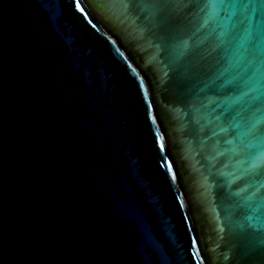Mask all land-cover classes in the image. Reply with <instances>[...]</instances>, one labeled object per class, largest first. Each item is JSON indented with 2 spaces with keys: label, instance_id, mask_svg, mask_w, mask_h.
I'll list each match as a JSON object with an SVG mask.
<instances>
[{
  "label": "water",
  "instance_id": "obj_1",
  "mask_svg": "<svg viewBox=\"0 0 264 264\" xmlns=\"http://www.w3.org/2000/svg\"><path fill=\"white\" fill-rule=\"evenodd\" d=\"M146 15L0 0V264H264L228 195L246 166L209 139L230 87L219 37L186 27L165 48Z\"/></svg>",
  "mask_w": 264,
  "mask_h": 264
},
{
  "label": "snow or ice",
  "instance_id": "obj_2",
  "mask_svg": "<svg viewBox=\"0 0 264 264\" xmlns=\"http://www.w3.org/2000/svg\"><path fill=\"white\" fill-rule=\"evenodd\" d=\"M131 2L147 13L145 20L150 30L159 34L162 47L167 48L169 42L175 47L186 27L194 29L195 33L211 25L209 33L218 35L219 43L213 48L212 62L227 64V69H232L235 75L227 69L220 73L228 76V107L215 117L219 132L212 129L209 139L225 133L224 143L230 146L227 151L238 155V163L246 166L243 171L250 180L228 195L238 198L237 207L246 208L244 220L257 234L256 242L264 253V180L259 179L264 177V0ZM180 44L186 50V41L180 40ZM149 119L155 123L151 115ZM156 142L163 151L161 138L157 137ZM167 171L172 174L170 164ZM209 175H212L211 167Z\"/></svg>",
  "mask_w": 264,
  "mask_h": 264
}]
</instances>
